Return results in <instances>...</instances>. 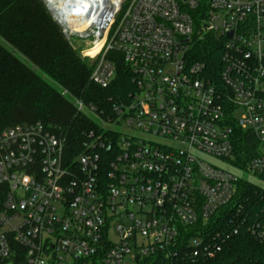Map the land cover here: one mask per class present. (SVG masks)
Masks as SVG:
<instances>
[{
  "label": "built area",
  "instance_id": "2783aa9c",
  "mask_svg": "<svg viewBox=\"0 0 264 264\" xmlns=\"http://www.w3.org/2000/svg\"><path fill=\"white\" fill-rule=\"evenodd\" d=\"M40 1L66 40L90 33L92 85L120 56L132 92L108 115L75 102L97 122L74 158L40 123L0 131V264H202L242 230L264 245V206L221 224L247 182L233 171L264 181V0H65L90 11L65 22ZM208 37L216 74L190 60Z\"/></svg>",
  "mask_w": 264,
  "mask_h": 264
},
{
  "label": "trees",
  "instance_id": "16d2710c",
  "mask_svg": "<svg viewBox=\"0 0 264 264\" xmlns=\"http://www.w3.org/2000/svg\"><path fill=\"white\" fill-rule=\"evenodd\" d=\"M216 46L212 37L194 41L189 52L191 62L201 63L216 74L220 71ZM115 67L116 78L109 87L92 85L91 65L79 58L40 0H0V131L40 123L61 142L64 155L74 158L83 150L85 133L96 129L95 120L78 113L74 103L90 105L97 113L108 115L114 103L132 92L130 74L120 56ZM234 137L236 148L242 151L241 163L246 165L254 139L237 131ZM3 196L0 188V204ZM263 206L264 189L239 183L221 224L230 221L234 225L241 218L252 221ZM263 259L264 245L242 230L202 264H254Z\"/></svg>",
  "mask_w": 264,
  "mask_h": 264
},
{
  "label": "rangeland",
  "instance_id": "374dc122",
  "mask_svg": "<svg viewBox=\"0 0 264 264\" xmlns=\"http://www.w3.org/2000/svg\"><path fill=\"white\" fill-rule=\"evenodd\" d=\"M91 41V37L88 38V39H79L77 37H74V36H71L70 37V43H71V46L73 47V49L75 50V52L78 54L79 58L81 59H84V60H87L88 59H85V58H82L81 57V53L82 51H85L87 50V43ZM87 48V49H86ZM20 58V60L22 62H24L27 66H29L34 72L38 73L37 69L34 68L33 66H31L28 61H26L24 58H22L21 56H18ZM89 62V61H88ZM74 106H75V103H74ZM92 119H94L93 117H90ZM236 118H238V114L236 115ZM95 122H97V120H95ZM112 127V126H111ZM113 127L115 129H121L120 126H116V125H113ZM213 164H215L216 166H219V167H222V168H225L227 170H229L224 164L220 163V162H217V161H212ZM237 176H240L242 177L245 181L251 183V184H254L262 189H264V181L262 179H260L259 177L257 176H254L252 173H249V172H236V171H233Z\"/></svg>",
  "mask_w": 264,
  "mask_h": 264
},
{
  "label": "water",
  "instance_id": "95a60500",
  "mask_svg": "<svg viewBox=\"0 0 264 264\" xmlns=\"http://www.w3.org/2000/svg\"><path fill=\"white\" fill-rule=\"evenodd\" d=\"M82 10L83 9L81 8V6H79L77 4H71L68 7V9L66 10L67 11L66 13H65V10H63L61 12L59 11V14H61L64 17V22H65V17L66 18H72V17H74V18H77V19L78 18L84 19V18H86L89 15L90 11H86L83 14V13H81ZM100 24H101V22H99V25ZM63 35L65 36V32H63ZM89 35H90V33H85V34L74 33L73 34L74 37H81V38H87ZM136 260H137V258H136Z\"/></svg>",
  "mask_w": 264,
  "mask_h": 264
},
{
  "label": "bare ground",
  "instance_id": "6f19581e",
  "mask_svg": "<svg viewBox=\"0 0 264 264\" xmlns=\"http://www.w3.org/2000/svg\"><path fill=\"white\" fill-rule=\"evenodd\" d=\"M51 2L58 4L59 5V9L60 10H65V0H50ZM87 8H89V5L86 4ZM86 9V7H84ZM88 54L87 55H92L93 53H91V51H87Z\"/></svg>",
  "mask_w": 264,
  "mask_h": 264
}]
</instances>
